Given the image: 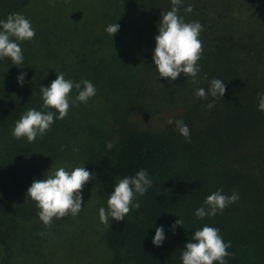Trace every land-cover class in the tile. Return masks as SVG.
Segmentation results:
<instances>
[{
    "label": "trees",
    "instance_id": "obj_1",
    "mask_svg": "<svg viewBox=\"0 0 264 264\" xmlns=\"http://www.w3.org/2000/svg\"><path fill=\"white\" fill-rule=\"evenodd\" d=\"M83 2L0 0V20L20 13L36 33L19 42L22 65L0 59V264L15 252L17 219L46 232L53 228L26 200L33 180L46 178L57 164L93 173L105 208L120 179L148 172L151 186L133 200L140 208L120 222L109 218L107 264H182L185 244L205 225L219 229L230 244L227 264H264V112L258 110L264 95V0H183L179 14L203 26L195 82L183 74L175 81L158 78L152 64L170 0ZM188 4L192 13L184 12ZM113 23L119 30L111 37L106 27ZM21 72L26 75L19 85ZM61 72L74 83L91 81L95 96L87 104L75 102L73 88L64 119L35 142L15 139V122L28 109L55 111L42 109L40 88ZM214 78L224 81L226 91L208 109L213 98L195 93L207 92ZM169 119L184 121L188 140ZM220 189L239 199L214 217L197 218L207 196ZM179 218L182 226L173 228ZM161 226L165 239L156 247L152 239Z\"/></svg>",
    "mask_w": 264,
    "mask_h": 264
},
{
    "label": "clouds",
    "instance_id": "obj_2",
    "mask_svg": "<svg viewBox=\"0 0 264 264\" xmlns=\"http://www.w3.org/2000/svg\"><path fill=\"white\" fill-rule=\"evenodd\" d=\"M170 10L161 13L158 24V34L155 36V48L153 50L152 64L158 73V78L175 81L183 74L185 77H197L200 67L198 61L203 53V44L199 39L203 26L199 21L186 22L179 14L183 0H170ZM193 4L184 8L185 13H192ZM119 30L117 23L109 24L106 32L113 37ZM35 30L31 22L20 13H11L6 19L0 20V59H9L14 66L24 63V55L19 42L30 41L35 37ZM26 73L21 72L17 77V83L22 85ZM75 88L77 95L75 102L87 104L88 100L95 96L96 88L89 80H81L74 83L65 79L63 72L56 75L48 87H41L42 109L55 111H38L28 109L15 122L12 135L15 139L26 138L29 143L35 142L37 136L41 138L50 130L55 120L64 119L72 104L69 97ZM226 91L224 81L212 79L210 88L206 92L204 88L197 90L195 95L201 100L208 96L213 102L206 104L212 109L214 100L222 98ZM258 110L264 112V95L259 96ZM58 113V115H56ZM175 123L179 134L188 140L190 129L183 120H168V124ZM107 147L110 149L112 144ZM94 178V174L85 167H75L71 171L64 167L57 168L46 178L33 180L27 189V200L35 202L39 209L38 217L45 227H50L54 218L60 219L69 214L78 215L83 207L82 190L84 185ZM151 186V179L146 170L141 169L134 176L120 179L107 200V207L99 209V221L109 225L111 221H123L133 208L139 209L140 204L133 205L137 196H143ZM239 199L238 193L230 196L223 194V190H217L207 196L205 207L196 210L195 216L204 219L206 216L214 217L222 212L228 205ZM179 218L172 225L182 226ZM165 239L163 227L155 229L152 244L156 247L162 245ZM229 243H225L219 233V229L205 225L192 234L191 242L185 244L181 253L182 264H227L226 257L231 254L227 251Z\"/></svg>",
    "mask_w": 264,
    "mask_h": 264
},
{
    "label": "rangeland",
    "instance_id": "obj_3",
    "mask_svg": "<svg viewBox=\"0 0 264 264\" xmlns=\"http://www.w3.org/2000/svg\"><path fill=\"white\" fill-rule=\"evenodd\" d=\"M97 2L84 0L83 3L97 5ZM79 15L78 11L74 16L81 21ZM59 167L70 171L66 166L57 164L48 170V175ZM82 196V211L76 216H65L64 221L57 219L52 222L53 228L49 227L51 230L48 232L38 224L32 226L33 223L28 220L17 219L16 235L19 241L15 252L6 259V264H107L109 252L104 241L106 225L99 221V209L105 207L104 200L97 193L92 180L84 185Z\"/></svg>",
    "mask_w": 264,
    "mask_h": 264
}]
</instances>
